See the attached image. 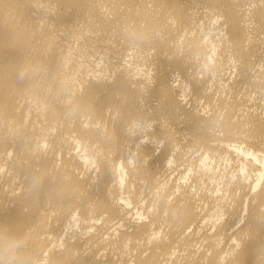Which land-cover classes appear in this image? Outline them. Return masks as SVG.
I'll return each mask as SVG.
<instances>
[{
    "label": "bare ground",
    "instance_id": "1",
    "mask_svg": "<svg viewBox=\"0 0 264 264\" xmlns=\"http://www.w3.org/2000/svg\"><path fill=\"white\" fill-rule=\"evenodd\" d=\"M0 264H264V0H0Z\"/></svg>",
    "mask_w": 264,
    "mask_h": 264
}]
</instances>
